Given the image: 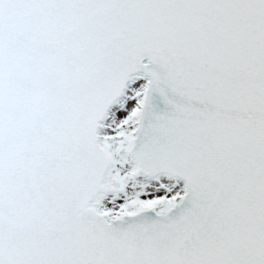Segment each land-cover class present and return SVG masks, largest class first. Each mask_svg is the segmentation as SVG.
<instances>
[{"label": "snow or ice", "instance_id": "snow-or-ice-1", "mask_svg": "<svg viewBox=\"0 0 264 264\" xmlns=\"http://www.w3.org/2000/svg\"><path fill=\"white\" fill-rule=\"evenodd\" d=\"M0 264H264V0H0Z\"/></svg>", "mask_w": 264, "mask_h": 264}]
</instances>
